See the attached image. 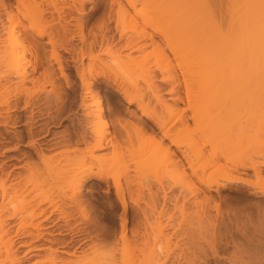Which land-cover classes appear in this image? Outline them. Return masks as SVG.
Returning <instances> with one entry per match:
<instances>
[{
  "label": "bare ground",
  "instance_id": "obj_1",
  "mask_svg": "<svg viewBox=\"0 0 264 264\" xmlns=\"http://www.w3.org/2000/svg\"><path fill=\"white\" fill-rule=\"evenodd\" d=\"M0 1L2 12L5 13L8 18V24L1 25L2 21L0 16V126L13 128L19 121H21L20 117L9 116L11 112L17 111V109L21 107L19 102V95L21 92L17 93V91H13L9 87H6V84L10 82V77L14 75L19 77L22 81L21 84L23 83L22 86L25 87V82H27L32 75L41 71L39 76L43 83L41 85V90H38L37 93L39 92L40 94H43L42 100L39 101H42V103L44 101V105L45 103H47L46 105L49 104L48 106H50L53 111L52 115H49L48 113V119L55 123V120L58 122L63 116L67 117L74 132L72 134L77 138V144H84V147H86L85 150L88 151L92 155L90 156L98 162L97 167L100 169L99 175H102V171L105 170L103 168H105L108 163L110 164V162L106 164L104 156L97 155V157H94V154L92 153L94 151H101L104 148L109 147L108 145H111L114 150V142H112L114 135L111 140L103 133L97 134L92 131V126L102 122L106 118V115H110L112 111V108L110 107H107L109 111L106 109L108 111L106 115L104 114V111L102 112V110H100V108H97L96 112L90 111L92 103L89 102H91V99H95L96 101L94 100L95 103H93L95 105L97 104V107L99 106L100 101L98 96L100 94L99 87L101 84H105L106 88H115V92H118L122 96L127 105L134 104L137 110L140 111L141 115H144V117L146 116L147 119L153 123L151 126L154 125L157 132L152 129L153 127L148 126L150 131L153 130L152 134L154 135H151L157 139L161 145H164L162 148L159 145L158 146L162 149V152L166 151L165 153L169 158L173 156L175 152L174 150H171V147L180 151L179 154H181V159L179 156L176 157V163L174 162L173 164L172 161L173 166L175 165L174 169L177 170L175 173H179V177H182L181 172L184 173L185 171H183V164H185L187 168L191 169L188 173L189 175H192L191 178L194 176V178L201 182L202 170H205L207 167L218 162L219 157V155L218 157L216 155L218 153L215 152L217 151V147L212 149V151H208L210 153L212 152L210 154L206 151L205 144H203V142L207 140L206 143H208V146L210 144L213 146L212 143H210L211 140L208 142V137L210 138L211 135L209 134L208 136V133H205V131L200 128L201 132H204L203 136L205 138H203L199 128L194 130L190 129L187 120H185L186 118L184 119L185 110L192 105L190 101L192 99L189 98L190 100H188L187 98V96H191L188 90H194L192 89L193 87H190L192 85L195 86L192 82V85L190 82V85L188 84V81L191 80H188L185 77L189 74H191L189 75L190 77L193 73H197L200 83L198 84L196 81L197 85H199L196 89H199L200 92L198 91V93L207 97V99H210L209 96L213 97L214 95V98H216L217 95V97L221 99L222 97L223 99H226L227 96L230 98L233 96L231 99L232 101L234 94H236L235 97L236 99L238 98L239 101L234 100L237 101V103H234L235 106L237 105L236 107H238V109L239 106H241L239 110H243L242 107H246V111H250L253 114L252 117L254 120H251L250 123L253 121L252 123L255 124L254 127L257 126L256 128H264V0H149L145 5L139 3L141 2L140 0H112L110 5L113 7L115 6V16L110 15L108 18V24L106 23L102 28H100L102 26V24H100V30L94 32L91 39H88L82 32V29H80L76 36L80 44L79 47L73 42L74 35L71 36L73 30L71 29L72 32H69L67 28V25L68 27L70 26L67 24V21L65 22L67 16H63L64 13L62 14L60 12L65 4L62 5L61 10L58 9L59 14H57L56 11L54 12V15L57 16H54L52 13L49 14L48 10V13H43V11L41 13V9L39 8V17H33L32 14L38 13L37 8L40 6V4L35 3L36 0H31L33 4L31 1L29 2V0H27V5L28 2L29 5H26L27 7L34 6V8H36L35 5H39L36 10L31 8L34 12L29 10V8L27 9L28 12L25 9L27 7L25 6L24 8L23 5L21 8L22 0H15V3L18 4L17 11H14L10 4L4 3L3 0ZM75 1H79L77 2V8L74 4H70L67 7L68 9H66L67 11L75 9L77 12L80 11L81 13L86 0ZM67 11L64 12L67 13ZM165 14L166 17L163 16ZM77 22L79 23V21ZM110 24H112V26H110ZM79 26V28H82V25ZM110 30L117 33L116 39H113L115 38L114 36L111 37L108 35ZM44 38L45 41H41V43L38 41L43 40ZM25 42L32 44L35 57V65L30 74L24 69ZM46 46L49 47L48 52V48H45ZM150 46L152 47L151 50L145 51V48ZM45 49L46 52L44 51ZM100 54H104L108 59L103 60L100 58ZM231 55L232 57H230ZM225 56L227 58L230 57L232 61L229 63V58V60L224 61ZM85 60H87V63L84 62ZM233 60L235 62H233ZM54 66L57 74L53 69ZM218 72H223V76L220 77ZM178 74L182 77V86L185 89L184 94L187 98L186 102L188 101V103H186V108H180L177 103H173L176 101L178 103L182 101L181 96H176L178 94L179 86H181L177 79ZM217 74H219L218 78ZM158 75L162 78L161 80L166 81V84L169 83L172 86H170V92L169 90L167 91L169 94L173 95H170L168 98L172 103H168V101L166 102V100L158 96L157 93H160V90H156V85L153 82ZM60 82L64 85V90H69L70 95H66V93L62 91L63 88L60 90L62 85ZM47 85L50 86L48 91L45 90V86ZM24 87L23 90L26 93L27 88L25 87V89ZM187 93L190 96H186ZM148 94H151V98L153 96V99H151L153 102L154 99L156 100L157 104L156 106L154 105L155 112H153L154 109L152 111L149 109L148 111L142 106L144 102L143 96L148 97ZM224 96L226 97L224 98ZM39 101L36 103H30V100H23L21 109L36 107V105L38 106ZM221 101L222 100H220V102ZM224 101L225 100H223V102ZM144 103L146 104V102ZM147 104L149 105L148 101ZM230 104L232 103H229L228 105ZM234 104H232V107ZM207 107H209V105ZM221 107H225L223 109L225 110L227 104ZM193 108L195 107L193 106ZM248 108L250 110H248ZM48 110H50L49 107ZM193 112L195 111L193 110ZM197 112L199 113V111ZM217 112H219V109ZM196 113H194V115L191 114L192 116H190V118L192 119V117H194L195 119L197 117ZM219 114L220 112L216 115ZM34 115L32 110H30V116H27L28 118L24 120L27 125H32L34 123ZM42 115L38 114V120L35 122L44 121L43 119L45 118H42ZM197 115L199 116V114ZM39 116L41 118H39ZM112 116L115 115L112 114ZM217 117H221V115ZM172 120L177 123L179 122V124L180 122L181 124L184 122V126L178 124L182 128L177 126L180 130L178 129L177 132L175 130L173 131V129H170L168 126L170 121L173 122ZM118 121V123H120L121 120ZM137 123L138 122H136V124ZM252 123L251 125H253ZM33 125L32 127L29 126L30 128L28 130L30 135L28 143L31 145L34 143L32 139ZM130 125L131 124L128 126ZM198 127L200 126L198 125ZM140 130L142 131V129ZM42 131L43 130L40 132ZM135 132L136 131H134V133ZM197 133H199L200 136ZM14 134L17 136L19 133L16 132ZM196 135L198 138H203L200 139L201 141L203 140L202 144L197 146L196 143L193 146L191 145L192 148L191 146L188 147V150L191 149V155L190 152L184 151V149L181 151V148H183L182 145L185 146L183 143L194 144V141L186 142L185 139L192 138L193 136L196 137ZM152 137L150 139H152ZM9 140L10 139L6 134L0 132V150L4 148V144L11 142ZM148 140L145 141L148 142ZM47 147H49V144L45 143L44 150H46ZM116 150L113 152L115 155L117 154ZM129 151L128 153H133V151ZM4 152H9V150L4 149ZM257 154L261 159V161L259 160V163H250L248 166L245 163V165L239 164V168L241 171L244 169L252 170L259 177L258 179L261 182H264V150L261 151L260 149L257 151ZM116 158H118V156ZM195 159H202L203 166L201 165V167L198 165L197 168L195 166L193 168V164H195V161L193 160ZM165 160L169 162L171 158L170 160ZM10 161L18 162L19 160L14 157H9L7 161L0 163V264H119L121 260V264H129L130 261H128V259L130 258H127V254L129 253L128 249H130L128 243L129 240L126 235H124V232L122 233V236H120V249H117L118 246H116V242L113 241L115 244H113L112 247L110 246L111 248L106 250V252L104 250L103 253L100 252V254H98L99 252L96 255L94 253L95 256H91L90 258H84L83 255L80 257L78 254L76 255L72 252L69 254V251H65L66 246H64L65 244L62 240H53L51 242V247H46L47 249L43 255L39 254L40 251L43 249L45 250L41 245H35V242H38L39 239L42 238L41 232L39 231L44 230V232H46L48 229H53L51 232L55 231L60 235L64 231L61 226H58L57 223L59 220L57 218L51 219L55 212H59V208L61 207L60 204L58 206L56 200H59V198L63 199L67 196L68 199L71 198L74 203L79 205L84 197L80 188V186H82L81 183L86 181L89 177L83 175L81 177L75 175L70 176L68 178V183H72L70 184L71 187L69 186L71 188L69 195L59 193L57 199V194L55 193V199L52 196L54 193L52 194L40 190L41 188L39 189L40 186L36 183L35 176H22L15 174L14 171L18 169V166L15 163H10ZM113 162L116 163L114 160ZM120 162L122 161L120 160ZM112 165L113 164H110V167ZM168 165H171V162ZM236 165L238 166V164ZM237 166H234V171L238 170ZM46 167L49 168L48 166ZM220 168L223 167L220 165ZM197 169H200L201 174H199L200 172H198ZM222 170L225 171L226 169L223 168L220 171ZM175 173L173 172L172 176L175 175ZM187 175L184 176L186 179L190 177H187ZM220 177H222V175ZM191 178L190 180L187 179V182L189 181L188 184H190L189 186L193 185L190 183ZM225 181L229 183L240 182L237 178L232 177H226ZM205 185L207 188L210 187L207 184ZM118 192L120 193V191ZM119 199L120 202H122L121 204H123L122 207L125 208L126 205L124 206L122 197L120 196ZM82 208L83 207H81V209ZM44 223L46 224L44 225ZM124 224L125 220L122 224L123 229ZM123 229L120 231H123ZM156 230L157 233L154 235L156 237L152 246H147V243H145L144 247H147L145 249L143 248V251L140 250L141 258L138 260V264H159V260H162L161 258L163 257L167 260L168 251L170 250L167 251L170 247L169 238L163 234L161 225H159ZM46 233H48V231ZM80 233L81 231L76 228L70 234L77 237ZM144 234L145 233H143V235ZM73 235L71 236L73 237ZM28 237H31L32 241H24V238ZM118 242L119 241H117V243ZM25 247H28L27 250L24 249L25 251H19L21 248ZM72 249L74 250V248ZM77 252L78 251H76V253ZM117 253L121 256L120 259L118 258L119 260L116 256ZM63 254L67 255V257L62 256ZM28 255L29 257H27ZM34 256L38 258V260H32V258H35ZM22 257L25 259H22Z\"/></svg>",
  "mask_w": 264,
  "mask_h": 264
},
{
  "label": "rangeland",
  "instance_id": "obj_2",
  "mask_svg": "<svg viewBox=\"0 0 264 264\" xmlns=\"http://www.w3.org/2000/svg\"><path fill=\"white\" fill-rule=\"evenodd\" d=\"M3 1L6 4H10L14 11H17L18 4L15 3V0ZM30 1L31 0H29V2ZM74 1L75 0H36L35 3L40 4L41 6L40 7L38 5V7L37 5H35L36 8L38 7V13L36 14L33 13L34 10H36L34 6L27 7L29 5V2L27 5V0H24V2L22 0L21 8L22 5L24 8L27 5V8L25 9L27 10L29 8V10L33 11L31 12L33 13V17H39V13H42V11L43 13L49 12V14L52 13L53 15L56 11V13L59 14L58 12L62 9V5L65 4L63 5L65 7V10L63 7L60 12L62 14L64 13L63 16H67L66 18L64 17L65 22L67 21V24L70 25L69 27L67 25V28L69 32H72L73 30L72 33H76H71V36L74 35L73 42L77 47H79L80 44L76 36L77 32H79L80 29H82V32L88 39H91L93 33L99 31L100 28L106 25V23L108 24V18L110 17V15L115 16L116 12L115 6L113 7L110 5V2H112V0H86L83 6V11H81V13L80 11L77 12L75 9L67 11V7L70 4H74L76 8L78 7L77 2L79 1ZM140 1L141 2L139 3H142L144 5L149 2V0ZM31 8H34V10ZM39 8L41 9L40 12ZM64 11H67V13ZM0 16L2 21L1 25H7L8 18L6 17L7 15L2 12L1 5ZM163 16L166 17V14ZM77 21H79V23ZM100 24H102V26ZM79 25H82V28H79ZM110 26H112V24H110ZM110 32L108 33V35L111 37L114 36L115 38L113 39H116L117 33H114L113 30H110ZM38 41H40L41 43V41H45V38ZM158 43L160 44L159 41ZM24 45L26 46V48L24 49V69L28 74H30L33 66L35 65V57L33 54L32 44H30L29 42H25ZM45 48H48V52L49 47L46 46ZM151 48V46L146 47L145 51H150ZM46 49L44 50L45 52ZM102 55L100 54V58H102L103 60L108 59L107 56H105L104 54ZM226 56V60L224 58V61H227L230 59V57H232L231 55L230 57H228V59ZM230 61H232V59H230L228 62L230 63ZM84 62L87 63V60H85ZM233 62L235 61L233 60ZM53 69L55 71V66L53 67ZM55 72L57 74V71ZM40 73L41 71H38V73L32 75L28 79V81L25 82V87L27 89L22 86L23 83L21 84V79L19 77H16L15 75L11 76L10 82L6 84V87H9L11 90L17 91V93L21 92L19 95V102L21 107L23 100H30V103H36L37 101L42 100L43 94H40L39 92L37 93L38 90H41V85L43 83L42 79H40L39 76ZM218 73L220 75L217 74V78L219 76H223V72ZM189 75L185 77L188 80H191L188 81V84L189 82H192L196 86L197 82L198 84L200 83L197 77V73H193V75L190 77ZM161 79L162 78H160L158 75L157 78H155L153 81L156 85V90H160V93L157 94L158 96H160V98L162 97V99L166 100V102L168 101V103H172V101L168 100L170 95H172L169 94L172 86L169 83H167L169 84L167 85L166 81ZM177 79L179 80L178 82L181 86H179L177 92L178 94L176 96H181L182 103H178L177 101L173 103H177L180 108H186V103H188V101L186 102L187 98L188 100H193H190L192 103L191 107L185 110L186 112L184 113V119L186 118L185 120H187L188 122L186 123L189 125L190 129L194 130L199 128L200 130L201 128L203 129V131H205V133H208V136L210 134L211 136L210 138L208 137V142L211 140L210 143H212V145L214 146L213 148L210 143V145L208 146V143H206L207 140L204 142L203 140H200L205 138L203 136L204 132H201L200 130L203 138H198L196 135V137H192L193 140L192 138L185 139L186 142L194 141V144L188 143V145L183 143L185 146L182 145L183 148H181V151L184 149V151L190 152L191 155V149L188 150V147H190L191 145L193 146L196 143V145L198 146L203 142V144H205L207 152L212 151V149H215L217 147V151L215 152L218 154H215L217 155V157L219 155L218 162L212 164V166L210 167H207L205 170H202V174L200 172V169H197V171L200 172L199 174H201L202 176L201 182L200 180L194 178V176L191 178L192 175L188 174L189 170L191 171V169L187 168L185 164H183V171L185 170L184 173L179 171L181 172V176L184 179L182 177H179V173H175V171L177 172V170L174 169L175 165L173 166V164L176 160V157H179L181 155L179 154L180 151L174 149V147H171V150L175 151V156H171L170 160L168 155L165 153L166 151L162 152L161 148L164 147V145H161V143L157 139L152 137V135H154L152 134V131L154 130L157 132L156 127L154 125L151 126V124L153 123L148 120L146 116H142L140 111L137 110L134 104L127 105L122 96L118 92H115V88H106L105 84H101L99 87V106L97 107V104H94L96 101L95 99V101L91 99V102H89L94 104H91L90 108L92 110L90 109V111L96 112L97 108H100L102 112L104 111L105 115L109 111L107 107L112 108V111L110 110L111 114L106 115V118L104 119L105 121L103 120L102 122H99L92 126V131L94 133H103L108 137V139L110 138L112 140L114 135V139L112 140V142H114V150L112 149L111 145H108L109 147H106L101 151H94L92 153L94 154V157H97V155L104 156L106 164L108 162H110V164H113L111 167L109 163L107 166H105V164V168H103L105 170L102 171V175H99L100 169L97 167L98 162L91 157L92 155L88 151L85 150L86 147H84V144H77V138L73 136L74 134H72L74 132L67 117L63 116L58 120V122L57 120H55V123L54 121H50L48 119V113L49 115L53 114L51 107L48 106L49 104L46 105L47 103H45L44 105V101L43 103L42 101H39V104L38 106L36 105V107H31L30 109H21V107H19L17 111L10 113L9 116L20 117L21 121H19L13 128L0 126V132L6 134L10 139L9 141H11L8 144H4V148L0 150V163L7 161L9 157L17 158L19 160L18 162L10 161V163H15L18 166V169L15 170L14 173L22 176H35L36 183L40 186L39 189L41 188L40 190H44L52 194L54 193V195H52L53 197L56 193L57 199L59 197V193L69 195L71 190L70 184L72 183H68V178L70 176L75 175L81 177L83 175L89 177L88 179H86V181H83L81 183L82 186H80V188L84 197L82 198L79 205H77V203H74L71 198L68 199L67 196L63 198L65 200L60 198L59 200H56L58 206L60 204L61 207L59 208V212H55L51 219L57 218L59 220L57 224L59 227L61 226L62 229H64V233L62 232V234L60 235L55 231L51 232V230L53 229H48V233H46L47 231L44 232V230L39 231L41 232L42 238H40L38 242H35V245H41L43 248H45V250L43 249L39 252V254L43 255L46 249L48 247H51V242L53 240H62L64 241V246H66L65 251H69V254L72 252L76 255L78 254L80 257H82L83 255L84 258H90L91 256H95L98 252V254H100V252L103 253L104 250L106 252V250L110 249L112 245L115 244V242L117 244L116 246H118V248H116L120 249V236H122V233L124 232V235H126L127 239L129 240L128 243L130 249H128L129 253L127 254V258H130L128 259V261H130L129 264H138V260H140L141 258L140 250L143 251L147 246H152L156 237L154 235H156L155 233H157L156 229L159 225H161L163 234L169 238L170 247L167 249V251L169 249L170 250L168 251L167 260H165L163 257L161 258L162 260H159V264H264V182H261L258 179L259 177L257 176V174H255L252 170L244 169L243 171H241V169L239 168V164L245 163L248 166L250 163H259L261 161L259 155L257 154V151H259L260 149L261 151L264 150V128H256L257 126L254 127L255 124L252 123L253 121L251 122L253 125H251L250 121L254 120L252 117L253 114L250 111H246V107H242L243 110H239L241 106H239V109L238 107H236L237 105L235 106L234 103H237V101H239L238 98L236 99L235 97L236 94H234L235 99L233 98L232 101L231 99L233 96H231V98L227 96L226 99H223V95L220 96L222 97V99L218 98L217 95L216 98H214V95L213 97L209 96L210 99H207V97H204L203 95H200V93H198L199 89L197 90L196 88H198L199 85L195 87L191 83L192 86L190 88L193 87L192 89L194 90H188L191 96L187 93L186 96L189 95L190 97L187 96L186 98L184 94L185 89L182 86L183 80L179 74ZM60 84L62 83L60 82ZM23 87L26 89V93L23 90ZM49 87L50 86L48 85L45 86V90L48 91L50 89ZM60 90L64 91L66 95H70L69 90H64L63 84L61 85ZM168 90L169 92H167ZM148 95V97L143 96V101L146 102V104L143 102L142 106L145 107L148 111L149 109H151L150 111L154 109L153 112H155L154 105L156 106L157 104L156 100L154 99V103L153 100H151L153 99V96L151 98V94ZM225 97L226 96H224V98ZM220 100L222 101L220 102ZM223 100H225V103L223 102ZM147 101L149 105L147 104ZM229 103L234 104L233 107L232 104L228 105ZM225 104H227V107L225 110H223L225 107L221 106H225ZM208 105L209 107H207ZM193 106L195 108H193ZM48 107L50 110H48ZM249 108L248 110H250ZM192 109L195 112H193ZM218 109L220 114L216 115L219 113L217 112ZM30 110H32L33 115L35 113L37 114H35L36 116L34 115V125L32 124V129L34 130H32V139L34 141L32 145L28 143L30 136L28 130L30 127H32V125H27L25 123L26 121H24L30 116ZM197 111H199V113ZM194 113H196L197 117H200H196L199 120H197L196 118L195 120L194 117H192V119L194 120L190 118V116H192L191 114L194 115ZM38 114L42 115V118H45L43 119L44 121L35 122L36 120H38ZM112 114L119 119H117L115 116H112ZM197 114H199V116ZM220 115L221 117H217ZM41 117L39 116V118ZM214 117L216 120L214 119ZM118 120H121L122 123L121 121L120 123H118ZM174 121H170V124L168 123V126L170 129L172 128L173 131L175 130L177 132L178 129L180 130L179 127H181L179 125L184 126V122H182L183 124H181V122L179 124V122L177 123ZM136 122L138 123L136 124ZM120 124L122 125V128ZM129 124L131 125L128 126ZM140 125L142 126V128ZM198 125L200 127H198ZM148 126L153 127V130L150 131ZM137 129H142V131H138ZM41 130L43 131L40 132ZM133 130L136 132L134 133ZM16 132L19 133L17 136L14 134ZM197 134L199 135V133ZM151 137L152 139H150ZM211 137L213 140L211 139ZM144 139L149 140L147 142ZM45 143L49 144V147H47L46 150H44ZM4 149L9 150V152H4ZM115 150L118 158H116L117 156L115 155V153H113L115 152ZM129 150L133 151V153H128ZM164 156L167 158H165ZM42 157L45 159H43ZM106 157L109 159V161ZM179 158L181 159V156ZM112 159L116 161V163H114ZM116 159H118L119 161ZM165 159H169L170 161L168 162ZM120 160L122 162H120ZM162 161L165 163H163ZM193 161H195L194 163L196 164L195 165L192 163L193 168L194 166L197 168L198 165L203 166L202 159H195ZM170 162L171 165H168ZM236 164H238V166ZM220 165L226 170H222L223 172L220 171L221 169H223L220 168ZM46 166H48L49 168H47ZM234 166H237L238 170H240H237L238 172L234 171ZM173 172L175 173V175L172 176ZM185 174H188L187 177L190 176L187 179L190 180L191 178L190 183L193 184L192 186H189V181L187 182V179L184 177L186 176ZM126 175L128 176V178ZM221 175L222 177H220ZM226 177L237 178L240 182L229 183L225 181ZM185 179L187 183L185 182ZM205 184L209 185L210 187L207 188ZM118 191H120V193ZM119 194L124 201V206L126 205L125 208L122 207L123 204H121L122 202H120ZM56 197L54 198L56 199ZM81 207L83 208L81 209ZM124 220L125 224L123 229L122 224ZM45 224L46 223H44V225ZM76 228L81 231L80 235H78L77 237H75L73 234H70ZM122 229L123 231H120ZM143 233L145 234L143 235ZM71 235H73V237ZM24 241H32V238H24ZM117 241L119 242L117 243ZM145 243H147L146 247H144ZM74 245L78 247L76 248ZM27 248H21V250L19 251H25L27 250ZM72 248H74V250ZM76 251L78 252L76 253ZM118 254L119 253L116 254L117 259H120L121 256L120 254ZM62 256L67 257V255L64 254ZM27 257H29V255ZM23 258L24 257H22V259ZM34 259L38 260V258L36 257L32 258V260ZM121 262L122 260L119 264H121Z\"/></svg>",
  "mask_w": 264,
  "mask_h": 264
}]
</instances>
